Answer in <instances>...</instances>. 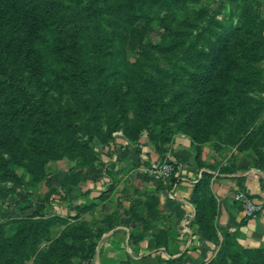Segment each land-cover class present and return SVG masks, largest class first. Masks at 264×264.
Masks as SVG:
<instances>
[{"label":"rangeland","instance_id":"374dc122","mask_svg":"<svg viewBox=\"0 0 264 264\" xmlns=\"http://www.w3.org/2000/svg\"><path fill=\"white\" fill-rule=\"evenodd\" d=\"M51 1L55 3L49 11L51 18L63 24L59 30L43 28L41 35L35 36L21 17L19 21L0 19V98L8 95L12 99L8 105V100L0 105V264H89L103 230L101 215L87 190L72 194L69 199L70 195L63 194V185L57 182L58 187L47 193L50 172L63 175L65 171L88 170L89 179L97 182L104 172L109 173L107 163L114 156L119 157L118 150L127 151L128 145L137 150L139 139L147 138V132L157 134L162 128V136L170 143L158 141L157 146L168 151L176 135L190 139L196 131L201 140H195V149L210 153L207 163L216 171V177L222 173H244L250 168L264 175V108L254 126L232 142L227 131L212 126L211 117L205 120L198 116V126L185 128H180L182 116L172 122L166 118H155L156 123L141 122V115L135 116L137 105L149 104L141 99L127 106L122 95L115 100V109L98 108L100 117L91 118L97 111L91 112L82 103L77 105L75 94L81 89L94 93L108 71L119 69L125 71L117 84L123 94L121 79H133L128 70L133 64H140L143 70H138L150 75L165 99L188 88L184 80L188 72L201 73L196 87L200 90L205 87L204 75L199 72L202 64L221 55L213 48L214 43H223L219 35H224L228 27L240 26L249 13L264 17V0H156L151 5L154 20L148 23L123 22L122 12L116 10L123 0ZM62 9L65 13L59 18ZM93 25L100 28L99 33ZM172 44V50L154 48ZM147 53L154 62L157 60L153 66L147 64ZM36 70L40 74L38 81L43 84L37 81ZM23 76L28 77L23 79L26 85L20 83ZM13 82L18 89L12 87L10 91L6 86ZM44 91L49 98L44 97ZM84 93V104L91 103L92 94ZM26 94L37 96L43 105L49 103L45 105L51 114L49 120L42 119L39 112H23L27 108L20 107V98ZM195 95L200 97L198 92ZM198 103L201 98L195 104L201 110ZM255 104L253 100L248 105ZM16 107L22 109L20 115L8 120ZM245 111L243 105L237 115L242 116ZM57 112L61 122L56 132L53 127L58 122L52 119ZM205 131L212 132L205 136ZM130 133H137L133 135L137 141L127 139ZM38 140L48 144H35ZM80 195L87 198L82 207L75 202ZM67 202L72 204L73 216L65 214L69 213L64 209ZM215 204L218 214L216 199ZM211 242L215 252L207 264H264V247L245 248L232 243L231 236L227 242L223 237Z\"/></svg>","mask_w":264,"mask_h":264},{"label":"crops","instance_id":"0c3cea01","mask_svg":"<svg viewBox=\"0 0 264 264\" xmlns=\"http://www.w3.org/2000/svg\"><path fill=\"white\" fill-rule=\"evenodd\" d=\"M137 146V150L134 145H128L127 151L118 150L119 157L107 163L109 173L104 172L97 182L89 179L88 170L65 171L63 175L50 172L47 193L58 187L57 182L63 185V194L70 195L69 199L87 190L96 212L103 217L99 216L103 230L89 264H168L181 254V264H207L215 250L212 242L203 237L193 201L194 184L203 172L211 174L209 186L217 202V238L222 239L224 230L233 233L245 248L264 247V175L258 170L250 168L244 173L216 177V171L207 163L210 153L200 151L197 155L190 139L182 135L173 138L163 159L145 136ZM163 160L175 164L176 182L152 172L153 166ZM238 191L261 205L257 214L245 215L241 204L233 199ZM85 199L80 195L75 202L82 207ZM67 205L64 209L69 213L65 214L73 216L72 204Z\"/></svg>","mask_w":264,"mask_h":264},{"label":"trees","instance_id":"16d2710c","mask_svg":"<svg viewBox=\"0 0 264 264\" xmlns=\"http://www.w3.org/2000/svg\"><path fill=\"white\" fill-rule=\"evenodd\" d=\"M156 0H146L149 4L148 7H144L143 0H123L122 5L117 4L116 10L122 12V21H135L142 20L144 22H151L154 20L151 5L155 3ZM55 3L51 0H0V19L8 20L12 18L19 21L20 17L26 23L28 29L33 31L36 35L40 36L43 28L48 29V31L59 30L63 27L60 25L59 20H54L51 18L49 11L54 7ZM60 17L64 15V10H59ZM243 22L238 27H228L225 29L224 35H219L223 39L222 44H213L214 50L221 52L220 57H210L206 64H202V77L203 84L205 87L200 90H196L199 77L201 73L188 72L185 76L186 88L180 89L178 93H174L169 99H165L163 92L158 91L155 86L156 83L151 79L150 75H144L140 72V64L130 65L128 70H130L133 79H121L124 84L125 91L123 94L120 93L118 88V79L125 72L123 69L108 71L102 78L101 86L94 93L84 90L75 91L77 105L82 103L86 109L91 112H95L98 108L104 110L115 109V100L117 97H123L124 103L127 106H133L134 101L145 100L146 104L149 106H144V102L138 103L135 116L137 114L141 115V122L156 123L155 118L161 121L166 118L165 121L177 119L182 116V121L180 123V128L194 127L198 126L201 119H196L198 116L204 118L205 120L211 117L214 122L212 126L214 128L222 129L227 131L229 140L236 141L245 134L251 126H254L258 117H260L261 111L264 108V96H259L257 93H264V17H260L259 14L245 15L243 17ZM108 20L102 18V21ZM111 21V20H109ZM96 28V32H100V28L93 25ZM104 45V44H102ZM174 44L169 47L160 48L158 46L154 47L158 50H172ZM150 61L147 63L148 66H153L154 57L147 53ZM28 65L29 61L25 59ZM157 60H155L156 62ZM154 62V63H155ZM143 70V69H140ZM35 76L37 81L40 78V74L35 71ZM23 79H28V77L23 76L22 85H26ZM43 84V81H38ZM135 82V83H134ZM211 86V87H210ZM12 87L17 88L18 86L13 83H8L7 89L11 91ZM18 89V88H17ZM17 89L13 90L16 91ZM154 92V95H150V92ZM199 93L200 97L195 94ZM45 93V91H44ZM92 94L90 95V102L84 104V99L81 94ZM256 94V97H253ZM117 95V96H116ZM45 98L47 93H45ZM6 95L3 99L0 98V105H3V100H8L7 104L10 103L12 99H9ZM201 98V103L197 106L201 110H197L195 107L196 100ZM255 100L257 104L255 106H249L248 104ZM23 112H29L31 115L41 114L42 119L49 120L51 114L48 111L49 103L46 101L43 103L37 96H32L30 94L23 95L20 98ZM26 103V104H24ZM24 104V105H23ZM246 105L245 114L240 116L237 115L238 108ZM155 108V109H153ZM21 108H15L10 114L8 120L13 121L15 115H20ZM156 110V111H153ZM160 112L157 113V112ZM162 111V112H161ZM102 113V111H101ZM168 114V115H165ZM99 111L93 113L91 118L100 117ZM236 115L237 117H233ZM56 123L54 125V130L57 132V124L61 122V116L59 112L55 113L54 119ZM174 122V121H173ZM264 122V121H263ZM165 126V125H164ZM168 126V125H167ZM139 128V127H138ZM136 129L138 132L139 129ZM163 129L160 128L158 133L147 132V138L150 144H153L154 149L160 153L161 159L163 156V148L161 145L157 146V142L163 144L170 143L167 137L162 136ZM212 131H205V136L210 134ZM137 133H130L127 135L128 140H135L137 138L133 135ZM214 135V134H213ZM159 136L160 139L155 137ZM76 138L74 139V141ZM190 140L195 148V140H201V137L196 133V131L191 135ZM47 145L42 140H38L35 144ZM197 151V155L199 151ZM176 166L173 163V171L169 177L171 183L177 181L178 177L175 176ZM211 178L210 173L203 172L201 178L194 184L193 188V201L196 204V219L203 233V237L209 241H214L216 236L215 228V216H216V204L215 199L211 194L209 188V180ZM257 214V213H255ZM252 217V216H249ZM241 225L245 224V221L240 222ZM223 231L224 242H227L228 238L231 236L232 243L239 245L235 239L233 233ZM217 241V240H216ZM223 242V243H224ZM222 243V242H221ZM244 249V248H243ZM183 254L175 259L169 260L168 264H181L183 260ZM214 261V260H213Z\"/></svg>","mask_w":264,"mask_h":264},{"label":"built area","instance_id":"2783aa9c","mask_svg":"<svg viewBox=\"0 0 264 264\" xmlns=\"http://www.w3.org/2000/svg\"><path fill=\"white\" fill-rule=\"evenodd\" d=\"M172 171L173 163L167 160L157 162L152 169V172H154L157 177L162 179H168ZM233 199L241 204L247 217L253 216L261 208V205L259 203L253 202L248 196H245L242 192L234 193Z\"/></svg>","mask_w":264,"mask_h":264}]
</instances>
